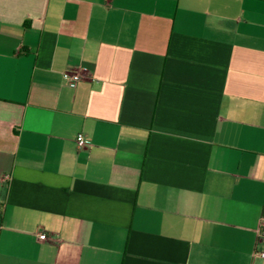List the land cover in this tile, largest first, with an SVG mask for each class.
Here are the masks:
<instances>
[{"label":"crops","instance_id":"obj_1","mask_svg":"<svg viewBox=\"0 0 264 264\" xmlns=\"http://www.w3.org/2000/svg\"><path fill=\"white\" fill-rule=\"evenodd\" d=\"M259 229L264 0H0V264H264Z\"/></svg>","mask_w":264,"mask_h":264},{"label":"built area","instance_id":"obj_2","mask_svg":"<svg viewBox=\"0 0 264 264\" xmlns=\"http://www.w3.org/2000/svg\"><path fill=\"white\" fill-rule=\"evenodd\" d=\"M87 69L84 67H79V68H74V69H69V70H64L62 72V80L65 83L68 84H74L84 78L87 77ZM76 142L79 147H85V146H90L92 145V142L90 139L86 138L82 133H79L76 137ZM47 236L46 234L40 233L39 238L40 239H45ZM259 237L264 239V229H259ZM264 259V249L258 250L255 249L252 253V261L253 263H256L258 260Z\"/></svg>","mask_w":264,"mask_h":264}]
</instances>
